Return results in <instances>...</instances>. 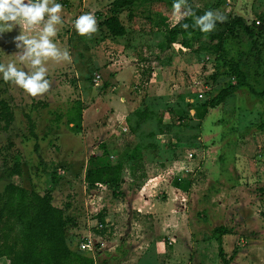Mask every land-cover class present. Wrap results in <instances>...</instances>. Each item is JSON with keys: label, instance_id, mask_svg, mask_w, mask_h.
I'll return each mask as SVG.
<instances>
[{"label": "rangeland", "instance_id": "1", "mask_svg": "<svg viewBox=\"0 0 264 264\" xmlns=\"http://www.w3.org/2000/svg\"><path fill=\"white\" fill-rule=\"evenodd\" d=\"M110 1L55 0L63 10L53 42L84 64L81 77L75 76L72 60H48L50 89L31 97L6 83L0 74V101L14 115L7 129L0 121V189L7 182L6 167L15 161L21 164L24 187L43 192L50 184L53 203L69 217L66 236L70 245L88 230L95 233L97 248L91 255L96 264H218L211 236L217 225L232 229L223 236L226 254L237 251L230 264H264V131L257 129L262 102L238 91L199 120L195 108L233 82L225 77L208 78L216 64L214 55L202 49L204 39L191 41L183 51L173 47L164 64L157 66L150 57L160 55L162 46L158 45L163 44L164 31L175 21L174 0L144 3L134 9L130 20L126 12L121 13L127 34L111 39L99 25ZM191 2L203 13L213 10L223 16L222 22L232 14L249 20L264 16V0ZM87 13L94 15L98 28L90 37L80 36L74 28L76 18ZM12 27L9 31L0 22V28H5L0 32V63L15 62L27 71L18 61L23 50L16 48L14 38L20 33L37 36L43 23L29 28L19 21ZM223 28L219 25L214 30ZM228 37L241 68L253 86L260 88L264 45L259 42L264 41V30L260 39L256 37L260 61L240 29ZM99 45L103 54L124 56L134 66L135 80L119 94L124 96L125 91L128 109L106 108L100 118H89L82 125L83 112L91 117L93 98L112 102L114 93L108 91L109 75L102 77L96 66L88 65ZM153 71L157 75L152 76ZM94 73L101 76L98 87L92 85ZM151 78L156 80L151 83ZM143 107L154 116L131 131L136 122L134 111ZM102 158L124 162L118 196L110 189H85L83 171ZM62 169L65 173L59 174ZM178 178L185 189H176ZM145 185L147 189L140 194ZM92 194H98L104 205L103 231L93 228L86 213L89 206L84 199ZM0 264H5L4 259Z\"/></svg>", "mask_w": 264, "mask_h": 264}, {"label": "trees", "instance_id": "2", "mask_svg": "<svg viewBox=\"0 0 264 264\" xmlns=\"http://www.w3.org/2000/svg\"><path fill=\"white\" fill-rule=\"evenodd\" d=\"M153 1L155 0H111L107 7L108 14L99 24L104 29L103 33L112 38L125 36L127 30L120 14L126 12L130 20L134 16L135 8ZM187 5L190 6L194 16L204 14L201 9L193 5L191 0H187ZM194 16L181 19L175 27L169 25L164 31L163 44H160V47L162 46L160 55L150 58L155 60L157 66L163 65L164 58L174 51L173 43L189 46L191 41L199 37L203 38L202 49L214 55L216 64L213 74L208 78L215 80L225 77L232 79L233 82L222 87L197 106L194 110L196 118L203 119L208 109L218 107L226 98L240 91L255 96L262 102V113L257 129L264 131V63L259 72L260 88H255L248 72L241 68L239 58L235 55L228 37H233V34L240 29L250 39L256 59L260 61L256 37L260 39L263 34L264 16L259 20H249L241 15L232 14L227 21L216 22V26L224 27L222 30H213L209 33H203L199 28L192 27ZM184 24L189 25L187 30L182 27ZM259 43L264 45V41ZM134 114L136 122L135 126L130 128L131 131L136 129L140 122L154 116L152 110L147 107L136 109ZM13 118L9 105L5 101H0V121L4 122L3 129L9 127ZM77 119H80V115ZM71 120L75 119L71 118ZM30 128H33V124ZM124 166L122 161L112 163L106 158L98 159L93 167L85 169L83 181L88 187H93L97 182L104 183L113 195L118 196ZM5 177L7 182L0 189V259H4L5 264H96L91 253L81 252L76 242L70 245L67 240L66 225L69 217L62 207L53 203L52 188L48 187L50 184L43 192L24 187L21 164L16 161L6 167ZM50 178V182L55 181L53 176ZM176 181L174 180V183L178 189H185L181 184V178H178V183ZM261 190L264 191V187ZM98 219L103 223V213ZM231 232L232 229L225 225L212 228L211 236L216 242L218 264H230L237 253L234 250L227 255L224 249L223 236Z\"/></svg>", "mask_w": 264, "mask_h": 264}, {"label": "clouds", "instance_id": "3", "mask_svg": "<svg viewBox=\"0 0 264 264\" xmlns=\"http://www.w3.org/2000/svg\"><path fill=\"white\" fill-rule=\"evenodd\" d=\"M173 14L175 21L172 27H175L181 19L187 16H194L187 0H174ZM183 9H186L182 11ZM63 5L56 3L55 0H0V22H3L7 30H11L13 22L23 21L29 28L43 23V28L37 36L29 37L20 33L14 38L15 46L22 49L18 56V61L25 66L27 71L19 69L15 62H9L7 65L0 63V74L6 83H11L31 97H37L45 94L50 89V81L46 79L47 68L45 62L48 60L70 61L69 52L61 50L53 42L57 35V25L62 24L60 13ZM47 16V19L45 17ZM224 17L213 10L206 11L201 16H194L192 27L199 28L203 33H209L215 29L217 21H223ZM182 27L187 30L189 25ZM74 28L80 36H91L97 32V21L94 15L82 14L74 21ZM5 28H0V32ZM191 33H189V36Z\"/></svg>", "mask_w": 264, "mask_h": 264}, {"label": "crops", "instance_id": "4", "mask_svg": "<svg viewBox=\"0 0 264 264\" xmlns=\"http://www.w3.org/2000/svg\"><path fill=\"white\" fill-rule=\"evenodd\" d=\"M100 28H102L100 26ZM105 35V34H104ZM110 39L112 37H109ZM76 46V45H75ZM160 48V45H158ZM103 47H105V44L103 45ZM98 50H94L95 55L91 56V60L90 62L88 61V65L90 63H92L93 67L96 66V68H98L99 70L97 72H100L102 77L105 74H108L110 77V85H109V93L114 92L111 94L110 99L111 101L108 102H103V99L100 96L94 97L93 98V103L91 106L94 107V109L90 110L91 113V117H85V113L83 112L82 115V125H84L89 118L94 119V118H100V115L102 114L101 112L106 110V108L109 109L110 107V111H111V107H113V109L115 108H125L128 109L129 107V98L128 96L125 94V91L123 92L124 96H119L120 93H122L123 90H126L125 87H128L130 81H134V77L132 76V69H133V65L125 59V57L123 56L122 58H116L114 57L112 54H103V52L101 51L102 47L97 46ZM76 50V47H75ZM106 55V56H105ZM150 55V52H149ZM71 60L74 62V67H75V76L76 77H81L80 75L84 74V71L86 70L84 64H80L77 60H79L78 58H73L71 57ZM84 62V61H83ZM118 64V65H117ZM158 68H154V71L157 70ZM152 72V76L157 75L156 72ZM86 77V76H85ZM156 79L151 78L150 82L152 83V81H155ZM105 81V80H104ZM124 81V82H123ZM123 82V83H120ZM103 85V84H102ZM102 87V86H101ZM90 107H88L89 109ZM128 111V110H127ZM89 113V114H90ZM112 113V112H111ZM109 116H113L115 117V115L110 114ZM111 118V117H110ZM85 171V170H84ZM84 171L82 176L84 177ZM82 177V179H83ZM147 189V186H143L141 188V190L139 191L140 194H142L144 192V190ZM176 189L178 190V188L176 187ZM180 190V189H179ZM142 191V192H141Z\"/></svg>", "mask_w": 264, "mask_h": 264}, {"label": "built area", "instance_id": "5", "mask_svg": "<svg viewBox=\"0 0 264 264\" xmlns=\"http://www.w3.org/2000/svg\"><path fill=\"white\" fill-rule=\"evenodd\" d=\"M228 1V0H227ZM172 47H174V49L177 51L178 47L183 51L185 49L184 45L182 46L179 43H173ZM206 58H209L208 56H206ZM92 85L95 87L100 86V80H101V76L99 73H94L92 78ZM199 98L202 97V93H198ZM188 157H192V153L190 152L188 154ZM59 174H64L65 171L59 170L58 171ZM58 174V175H59ZM83 183H85L83 181ZM85 189L89 192L91 191H104L107 190L108 187L106 186V184L104 183H95V185L93 187H88V185L85 183ZM87 193V192H85ZM86 201V206L88 205V209L86 211V213L88 214V217L90 218L89 223H91V225L93 226V228L95 230H100L103 231L104 228L106 227L105 222L101 223L98 219V216L101 213H104V205L100 202L101 197L97 194V195H90L88 198L84 199ZM92 220H95L92 223ZM105 221V220H104ZM100 243V242H99ZM76 245L78 250H80L81 252H89V253H93V251L96 250L97 245H96V235L94 232H91L90 230L86 231L85 233H83L81 236H79V238H77L76 241Z\"/></svg>", "mask_w": 264, "mask_h": 264}]
</instances>
